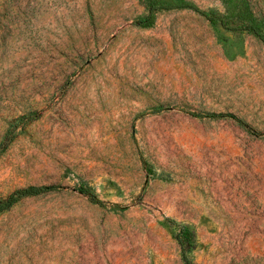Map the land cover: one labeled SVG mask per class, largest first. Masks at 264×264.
Instances as JSON below:
<instances>
[{
	"label": "rangeland",
	"instance_id": "374dc122",
	"mask_svg": "<svg viewBox=\"0 0 264 264\" xmlns=\"http://www.w3.org/2000/svg\"><path fill=\"white\" fill-rule=\"evenodd\" d=\"M144 13L0 0V200L58 187L0 212V264H185L175 224L191 264H264V44L191 10Z\"/></svg>",
	"mask_w": 264,
	"mask_h": 264
},
{
	"label": "trees",
	"instance_id": "16d2710c",
	"mask_svg": "<svg viewBox=\"0 0 264 264\" xmlns=\"http://www.w3.org/2000/svg\"><path fill=\"white\" fill-rule=\"evenodd\" d=\"M145 7V13L135 19V24L140 27H151L154 24L156 14L161 11L187 9L198 13L207 19L212 25H220L225 29L238 33H249L258 38L264 44V19L258 16L253 10L249 0H223L226 6V13L220 14L214 10L200 9L196 4L190 0H140ZM160 110V109H159ZM28 116V115H27ZM192 116L199 118H234L229 113H192ZM27 117H21L24 120ZM239 124L242 125L240 121ZM243 126V125H242ZM7 133L0 142V153L6 148L7 144L11 141ZM58 187L55 185H42V186H26L12 191L6 198L0 200V212L11 208L19 200L43 194L56 190ZM77 191L94 203L104 206V202L97 197L89 188L79 186ZM113 210L121 211L126 207H121L117 204L112 206ZM178 226V233L176 239L181 249V256L185 264H191L187 253L192 249L193 233L190 229Z\"/></svg>",
	"mask_w": 264,
	"mask_h": 264
}]
</instances>
